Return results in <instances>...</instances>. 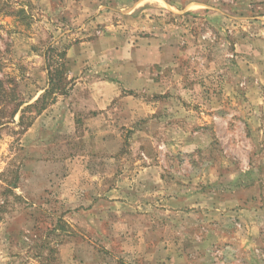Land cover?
I'll use <instances>...</instances> for the list:
<instances>
[{"label": "rangeland", "instance_id": "374dc122", "mask_svg": "<svg viewBox=\"0 0 264 264\" xmlns=\"http://www.w3.org/2000/svg\"><path fill=\"white\" fill-rule=\"evenodd\" d=\"M0 264H264V0H0Z\"/></svg>", "mask_w": 264, "mask_h": 264}, {"label": "trees", "instance_id": "16d2710c", "mask_svg": "<svg viewBox=\"0 0 264 264\" xmlns=\"http://www.w3.org/2000/svg\"><path fill=\"white\" fill-rule=\"evenodd\" d=\"M62 56H63V54L61 53L60 54V58H62ZM59 60V59H58ZM58 62H61V61H58ZM48 66L49 67H51V64H49L48 63ZM58 67L60 68V67H62V64L61 63H58ZM56 71V72H55ZM60 73V72H59ZM58 73V71L56 70V69H54V72L53 73H49V78H48V80H49V83H50V90H46V92L44 93V95H42V97H41V99L40 100H38V101H36V103H35V105H29L28 107H27V109H30V108H34L35 106H37V105H39V104H41V103H43L44 101H46V99L48 98V96H50V94L53 92V90L55 89V86H56V83H57V81L59 80L60 81V79L62 78V75H60ZM58 81V82H59ZM7 105L5 104V107H6ZM20 106V104H17V105H15L13 108H12V110H11V112H10V114H9V117H12L16 112H17V110H18V107Z\"/></svg>", "mask_w": 264, "mask_h": 264}]
</instances>
